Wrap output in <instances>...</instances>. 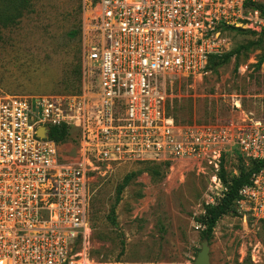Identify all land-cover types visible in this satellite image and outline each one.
Returning a JSON list of instances; mask_svg holds the SVG:
<instances>
[{
    "label": "built area",
    "instance_id": "built-area-1",
    "mask_svg": "<svg viewBox=\"0 0 264 264\" xmlns=\"http://www.w3.org/2000/svg\"><path fill=\"white\" fill-rule=\"evenodd\" d=\"M97 1L92 93H0V264H89L90 173L140 160L200 161L220 187L229 155L263 162L236 204L264 221V113L247 127L182 126L162 83L205 74L228 52V31L263 32L264 0ZM63 124L79 133L78 162L62 161L49 137Z\"/></svg>",
    "mask_w": 264,
    "mask_h": 264
},
{
    "label": "rangeland",
    "instance_id": "rangeland-1",
    "mask_svg": "<svg viewBox=\"0 0 264 264\" xmlns=\"http://www.w3.org/2000/svg\"><path fill=\"white\" fill-rule=\"evenodd\" d=\"M97 0H32L14 24L1 28L0 93L87 94L99 84L88 60ZM230 59L195 76L171 75L164 84L168 111L182 126L247 127L264 113V37L230 30ZM62 161H79V133L57 143ZM236 152L225 160L228 179L248 166ZM158 169L160 174L154 171ZM132 179L115 205L117 189ZM89 264H194L201 249V219L223 187L213 169L194 159L140 160L108 173H90ZM115 205V211L112 208ZM211 264H264V221L237 204L217 223L210 241Z\"/></svg>",
    "mask_w": 264,
    "mask_h": 264
},
{
    "label": "trees",
    "instance_id": "trees-1",
    "mask_svg": "<svg viewBox=\"0 0 264 264\" xmlns=\"http://www.w3.org/2000/svg\"><path fill=\"white\" fill-rule=\"evenodd\" d=\"M31 1L32 0H0V39L2 38L1 28L16 23L30 8ZM233 30L248 32L252 34H259L261 38L264 37V31L261 33H255L249 30L239 28H235ZM233 53L234 51H231L226 52L221 56H211L208 65V70L216 69V67H219L224 62L228 61L233 55ZM69 136L70 127H68L67 125L63 124L50 127L49 137L57 143L66 141ZM163 162L168 164L170 161ZM224 164L225 163L223 162L221 165V170L219 172L223 186L225 185L222 196L217 202L206 204L205 214L201 219V222L204 226L201 234L202 239L207 238L209 239V241H211L213 237V231L219 220L224 215H227L231 211H233V208L236 205V201L239 198V191L241 190V188L251 183L253 175L258 172L263 166V162L248 160V166H243L242 168H240V173L229 180ZM154 172L156 174H160V171L158 169H155ZM131 179L132 175H127L124 178L123 183L118 187L115 205L120 202V196L131 181ZM115 205L112 208V213H114L115 211Z\"/></svg>",
    "mask_w": 264,
    "mask_h": 264
},
{
    "label": "water",
    "instance_id": "water-1",
    "mask_svg": "<svg viewBox=\"0 0 264 264\" xmlns=\"http://www.w3.org/2000/svg\"><path fill=\"white\" fill-rule=\"evenodd\" d=\"M46 132H47V129L45 127H41L39 129L40 136H45ZM194 264H211L209 239L204 238L202 240L201 249L199 250L197 254Z\"/></svg>",
    "mask_w": 264,
    "mask_h": 264
}]
</instances>
